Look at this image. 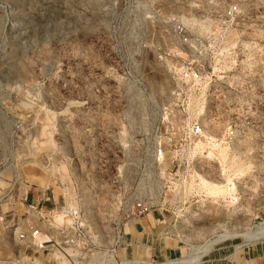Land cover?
<instances>
[{
  "label": "rangeland",
  "instance_id": "obj_1",
  "mask_svg": "<svg viewBox=\"0 0 264 264\" xmlns=\"http://www.w3.org/2000/svg\"><path fill=\"white\" fill-rule=\"evenodd\" d=\"M182 66L203 76L178 107ZM196 117L237 136L180 176H231L234 215L198 187L181 197L170 154L154 158L163 122ZM141 179L142 196L183 212L126 213L119 193ZM74 208L87 232L69 253L85 264H264V0H0V264L74 263L27 231L56 238Z\"/></svg>",
  "mask_w": 264,
  "mask_h": 264
},
{
  "label": "built area",
  "instance_id": "obj_2",
  "mask_svg": "<svg viewBox=\"0 0 264 264\" xmlns=\"http://www.w3.org/2000/svg\"><path fill=\"white\" fill-rule=\"evenodd\" d=\"M179 33L184 41H187V37L182 28L179 29ZM177 71V87L172 93V99L175 105L180 107L185 104V98L189 90L202 83L203 69L202 66H182L178 68ZM173 117L172 115H167V120ZM200 119L199 117L185 118V120L179 124V127L173 122H163L162 124L165 126L164 129L156 130L157 145L153 150L154 158L158 166H163L166 162L167 154H170L172 166L175 170L173 173H170V176L178 183L184 181V177H182V175L180 176V173L192 167L194 161V159H192L193 155L199 156L201 153V151L197 149L199 145L205 146V149L208 150L210 148L218 149L233 143L236 139L237 130L233 125L229 124L225 129L213 133L204 127ZM125 165L132 168H142V157L137 159L136 163H126ZM187 183V180L181 183L183 184L182 186L181 184L178 185L177 183H173V185L177 184V190L181 197ZM225 189L227 192L226 202L232 207L238 206L240 203V193L237 182L233 180L225 186ZM162 191L161 196L170 192L169 187H164ZM179 195L176 196L179 197ZM127 196L128 195L120 192L118 197L121 203H123L122 207H124L126 213L130 205H132L131 214L134 219H142L143 216L150 214L157 208L163 213L166 212L174 215H179L183 212L182 207L184 205H181V202L178 206H175V208L171 207L172 210H170L165 202L161 199H156L157 197L153 195L150 190L149 192L145 191V194L142 196V179L138 182L133 194ZM64 213L74 218V224L60 228L56 238L51 239L49 237L50 243L56 244L63 260L71 259L74 262L72 264H85L79 262L80 257L76 254L72 255L69 253V250H76L77 247H79L80 241L87 232V228H83L80 219V211L71 209ZM5 218L6 217H1L0 220L4 221ZM27 228L29 239H31L32 242L42 234L40 227L33 224H29Z\"/></svg>",
  "mask_w": 264,
  "mask_h": 264
},
{
  "label": "bare ground",
  "instance_id": "obj_3",
  "mask_svg": "<svg viewBox=\"0 0 264 264\" xmlns=\"http://www.w3.org/2000/svg\"><path fill=\"white\" fill-rule=\"evenodd\" d=\"M186 23H189V21H186ZM206 126V125H205ZM197 149L198 150H200V151H202V150H204L205 149V146H201V145H199L198 147H197ZM213 150H219V153H220V157H222V158H225L226 157V149H221V148H218V149H215V148H212ZM215 155V153L214 152H212V151H209V156L210 157H212V156H214ZM242 172V170L240 171V173ZM196 180H197V178H196ZM199 184L198 185H194V183L192 182V183H187L186 185H185V191L186 192H188V193H190L191 192V190L192 189H196V187H198L197 189H199V190H205L207 193H208V195H210V196H212V198L213 199H215L214 201H218V199L220 198V199H222L225 203H226V205H228V203L226 202V199H227V192H226V189H225V186L222 184H220V183H218V184H215L214 182H210V181H208V180H206L205 178H203L202 176H200L199 177ZM227 181L230 183V182H232L231 181V176H228V179H227ZM182 186V185H181ZM176 187V186H175ZM177 189V188H176ZM194 189V190H195ZM184 191V192H185ZM190 191V192H189ZM183 192V193H184ZM185 192V193H186ZM183 194V195H186V194ZM187 193V194H188ZM75 209V208H74ZM77 209V208H76ZM240 209H241V206H233L230 210H229V214H231V215H234V214H236L238 211H240ZM218 210V209H217ZM209 211V210H208ZM67 217L69 216V215H66ZM69 218H70V216H69ZM66 217H63V216H58L57 218H56V220L59 222V223H62L63 224V222H66ZM68 222H69V220H68ZM61 224V225H62ZM68 226V225H67ZM14 232H15V234H16V236H17V234H18V228L16 229L15 227H14ZM42 235V234H41ZM39 236L34 242L36 243V246L38 247V250H42V249H45V248H47L48 246H44V244H46V243H50V240H48V236ZM50 239V238H49ZM48 241V242H47ZM220 241H222V240H218V241H216L213 245H212V249H213V247L215 246V245H217ZM210 249V248H209ZM211 249V250H212ZM14 263V262H13ZM14 264H16V263H14Z\"/></svg>",
  "mask_w": 264,
  "mask_h": 264
},
{
  "label": "crops",
  "instance_id": "obj_4",
  "mask_svg": "<svg viewBox=\"0 0 264 264\" xmlns=\"http://www.w3.org/2000/svg\"><path fill=\"white\" fill-rule=\"evenodd\" d=\"M153 218H154V216H153ZM155 221H156V219H155ZM146 222H147L148 226L154 227V226H152V225H154L153 219L150 216L146 218ZM12 233L15 234L14 230H12Z\"/></svg>",
  "mask_w": 264,
  "mask_h": 264
}]
</instances>
